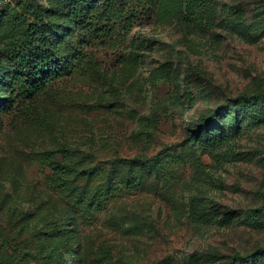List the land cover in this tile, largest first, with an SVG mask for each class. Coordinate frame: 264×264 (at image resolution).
Wrapping results in <instances>:
<instances>
[{"label": "rangeland", "instance_id": "1", "mask_svg": "<svg viewBox=\"0 0 264 264\" xmlns=\"http://www.w3.org/2000/svg\"><path fill=\"white\" fill-rule=\"evenodd\" d=\"M159 1L143 0L130 24L116 2L106 19L95 13L92 24L110 27L109 35L86 36L81 48L98 70L52 81L30 114L0 113V232L4 249L25 264H185L190 255L227 257L264 246V226L243 214L227 226L189 215L192 207L245 209L264 199V120L221 148L191 140L212 110L237 94L264 92V0H221L241 6L246 26L222 20L206 32L159 15ZM48 2L0 0V52L36 11L51 18ZM62 148L90 157L78 161ZM49 151L74 164L63 187L48 181L42 154ZM116 156L147 163L115 167ZM92 165L100 169L90 175ZM111 170L109 193L93 204L79 197ZM130 175L141 177L139 186L125 188Z\"/></svg>", "mask_w": 264, "mask_h": 264}, {"label": "trees", "instance_id": "2", "mask_svg": "<svg viewBox=\"0 0 264 264\" xmlns=\"http://www.w3.org/2000/svg\"><path fill=\"white\" fill-rule=\"evenodd\" d=\"M98 1H104V4H101L102 12L96 7ZM142 1L137 0L135 4L130 5L131 0L127 2L125 0H49L47 13L51 18L43 19L42 11H36L35 20L28 22L24 31L14 29L13 32L12 30L8 34L10 43L1 49V58L5 60V64L0 66V89L4 87V93L0 96V113L7 114L13 111L27 113L32 101L47 92L52 81L74 71H97L96 61L88 54H84L81 45L85 42L86 36L95 34L108 36L110 27L97 26V22L93 25L94 14L96 13L97 20L106 19V16L113 12L112 3L116 2L117 14L130 24L134 21L136 14L142 12L139 10ZM159 2V15H173L174 18L191 25L197 31L211 30L222 20L227 21L234 29L241 30L246 26L242 24L243 10L239 4L229 5L221 0H160ZM3 21L5 23L7 19L3 18ZM113 28L112 26L111 30ZM229 106L233 107L232 114L228 109ZM235 106L242 108L246 114L238 115ZM263 120L264 92L240 93L232 97L230 102L224 104L222 108L212 110L206 117L200 118L197 122V132L191 140L210 150L221 148L228 146L245 132L244 130L247 131L248 127L255 126ZM141 133L145 135L143 131ZM58 152L69 156L74 155L78 161H82L84 157H90L88 154H82L79 157L78 150L68 148H62ZM54 153L55 151H49L42 154L45 163L52 171L48 181L54 187H63L74 172V164L57 160ZM145 162L147 163L142 157L116 156L110 160V164L115 167ZM99 169L100 167L92 165L87 167V173L91 175ZM114 173V170L107 172L103 182L94 186L91 191L83 190L79 197L81 199L87 197L89 204H93L97 197L111 191L113 182L108 180ZM140 180L139 175H130L122 183L125 188H130L139 186ZM210 207L209 212L203 207H192L189 215L193 222L208 223L213 220L215 224L227 226L236 220L239 214H243L246 221L264 226V199L254 208L230 209L216 204H211ZM6 244L7 240L0 232V264H25L23 256L14 249H4ZM202 263L264 264V246L245 253L237 252L227 257H219L216 254L190 255L185 262V264Z\"/></svg>", "mask_w": 264, "mask_h": 264}]
</instances>
